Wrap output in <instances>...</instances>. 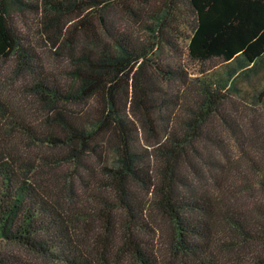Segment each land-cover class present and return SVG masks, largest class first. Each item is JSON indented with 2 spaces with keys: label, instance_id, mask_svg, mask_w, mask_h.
<instances>
[{
  "label": "trees",
  "instance_id": "trees-1",
  "mask_svg": "<svg viewBox=\"0 0 264 264\" xmlns=\"http://www.w3.org/2000/svg\"><path fill=\"white\" fill-rule=\"evenodd\" d=\"M117 1L152 34L150 45L116 27L110 10ZM13 12L38 16L48 50L67 63L61 78L43 68L28 37L11 24ZM176 18L190 24V60L234 62L228 84L264 60V0H0V59L11 60L12 74L27 79L25 89L44 113L31 125L0 98V243L32 258L0 247V264H156L147 205L166 223L171 264H264V254L241 263L235 245L222 244L231 259L216 247L224 231L241 242L264 238V209L252 219L219 205L217 191L208 189V182L219 187L223 164L208 150L220 151L221 142L206 123L216 115L234 131L219 112L224 85L200 83L179 128L172 127L169 100L157 86L185 79L178 64L150 63L159 44L174 48ZM257 97L264 99V85ZM126 106L151 138L142 151ZM28 146L50 154L28 160ZM103 150L111 160L99 166L97 178L86 163ZM61 163L71 165V177L58 183L63 190L49 189L37 171ZM75 180H91L104 192L91 196L98 209L75 202Z\"/></svg>",
  "mask_w": 264,
  "mask_h": 264
},
{
  "label": "rangeland",
  "instance_id": "rangeland-1",
  "mask_svg": "<svg viewBox=\"0 0 264 264\" xmlns=\"http://www.w3.org/2000/svg\"><path fill=\"white\" fill-rule=\"evenodd\" d=\"M119 3V1L115 2L110 10L116 27L127 32L137 42L150 45L153 42L152 34L143 31L138 20L129 17L118 8ZM11 24L28 37L41 59L43 68L57 78H61L62 71L67 70V63L64 61L63 54L48 50L44 37L39 35L38 16L31 12H22V14L13 12ZM171 25L174 26L172 28H175L171 36L175 44L174 48L170 50L159 44L157 47L159 53L156 55L151 52L150 54V63L162 61L178 64L185 76L183 84L177 81L157 82V86L163 92L165 91L166 100H169L167 109L170 112L171 125L173 128H179L180 120L187 115L189 109H193L192 98L200 83L224 85L226 98L219 106V112L229 118L234 126V131L226 129L216 115H212L206 123L205 128L209 135L218 138L221 142L220 151L214 147H208V150L223 164L219 187L208 182V189L210 192L217 191L220 198L219 205L242 211L250 218L255 219L259 217L260 210L264 209V99L257 97L264 85V60L256 66L253 72L240 73L228 84L227 72L236 68L234 62L221 63L216 59L205 62L190 60L186 51L189 22L183 18H176ZM171 33L167 32L168 35ZM11 68V60L0 59V98L6 101L16 117L31 125H36L43 120L44 113L25 89L27 79L14 76ZM141 73L147 76L148 69L142 67ZM177 94H181L180 97H177L178 102L171 103L172 99L175 101L174 96ZM72 108L79 111L84 107L73 105ZM126 111L128 118L137 128V148L142 151V147L148 145L151 138L145 133L140 115L130 112L128 106H126ZM14 139L17 138H12L13 141H15ZM102 152L99 158L90 157L86 163V167L92 169L97 178H99V166L108 164L111 160L105 150ZM41 154L50 153L48 150L43 151L34 146H28V160H35ZM153 166L154 164H152V169ZM37 172V178L48 179L49 189L56 187L63 190V186L58 183L63 178L67 179V176L71 177V165L61 163L51 168L43 166ZM83 182L85 183L84 180L73 182V187L78 192L75 202L87 209L90 208V210L98 209L97 204L91 201V196L104 194V192L96 190L91 180L86 181L87 188H82ZM146 211L149 215L148 222L154 230L153 237L147 233V240L150 238L156 264H171L165 251L168 233L166 223L148 205ZM220 235L219 244L216 247L219 248V253L224 259H231L230 250L223 248L222 245L227 242L235 245L234 254L237 255L241 263L250 262L254 255L264 254V238L254 239L252 242H241L226 231ZM0 247L25 259H32L17 246L0 243Z\"/></svg>",
  "mask_w": 264,
  "mask_h": 264
}]
</instances>
